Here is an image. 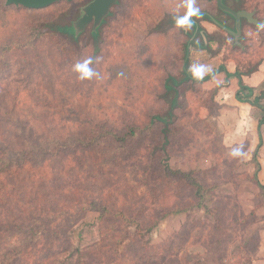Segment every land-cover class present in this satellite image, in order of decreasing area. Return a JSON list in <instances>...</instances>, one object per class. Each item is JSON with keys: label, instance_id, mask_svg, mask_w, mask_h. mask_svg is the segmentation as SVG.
<instances>
[{"label": "rangeland", "instance_id": "rangeland-1", "mask_svg": "<svg viewBox=\"0 0 264 264\" xmlns=\"http://www.w3.org/2000/svg\"><path fill=\"white\" fill-rule=\"evenodd\" d=\"M88 1L71 0L33 14L59 28L74 22ZM238 4L254 10L261 23L255 26L246 22L238 38H234L198 17L194 22L200 30L193 31V24L189 23L192 13L220 16L215 0H117L100 28L101 50L89 74L78 76L94 49L92 24L66 46L62 59L49 49L42 61L32 52L24 53L25 59L7 58V65L0 68L1 88L21 92L14 104L24 103L27 107L54 96L73 108L70 118L75 120L90 116L118 128L125 122L143 125L149 114L167 109L164 80L168 74L179 75L187 42V59L197 77L225 66L243 72V80L249 70L257 69L264 58V0H239ZM7 17L18 22V26L21 24L19 13L11 11L0 16L2 20ZM167 27L172 29L165 38L156 33ZM11 35L8 30H0V41ZM69 39L67 35H54L58 44ZM118 62L122 66L114 71ZM121 72L124 73L120 75ZM123 76H130L131 82ZM237 84L234 78L225 84L224 73L217 72L212 79L194 86L183 98L177 111L179 119L172 128L169 163L176 169L197 172L208 188L202 207L169 215L143 233H137L133 225L120 226L114 217L100 220L96 213L89 212L70 232L74 249L60 255L55 264L260 263L258 258H264V253L258 252L257 230L264 225L259 224L257 213L264 205L259 188L251 179V141L246 137L232 144L229 132L234 130L235 108L226 103V111L222 104V100L232 96ZM81 110L87 115L78 117ZM48 119L68 120L60 115H49ZM156 143L141 141L121 167H108L96 183L88 179L83 184L81 174L71 173L70 168L68 173L62 172L63 166L58 170L64 182L85 190L89 199L100 198L112 209L134 215L148 226L151 215L192 198L191 191L174 179L166 187L157 175L151 177L147 186L139 184L148 148ZM64 166L67 169L69 161L65 160ZM157 168L156 165L154 169ZM44 242L40 235L38 248Z\"/></svg>", "mask_w": 264, "mask_h": 264}, {"label": "trees", "instance_id": "trees-1", "mask_svg": "<svg viewBox=\"0 0 264 264\" xmlns=\"http://www.w3.org/2000/svg\"><path fill=\"white\" fill-rule=\"evenodd\" d=\"M68 2L60 0L43 8H26L0 0V16L13 11L19 13L22 19L18 26V22L12 21L11 17L5 20L0 18L1 32L8 30L13 33L9 39L0 41V68L7 65V58L14 56L25 59L31 52L38 61H42L47 49L51 53L54 52L56 58L62 59L66 46L76 41L82 32L75 35L73 22L58 28L33 13ZM203 15L211 19L208 14ZM104 23L103 20L95 30H91L94 49L89 63L78 72L80 78L89 74L95 67L97 54L101 50L100 28ZM171 29L172 27H167L162 33H156L165 38L164 35ZM195 30L200 29L193 25V31ZM55 34L67 35L70 41L58 44L54 40ZM17 36L23 38L18 39ZM188 47L187 42L182 58L184 64L179 75L168 74L164 80L167 109L162 113L149 114L143 125L125 122L118 128L90 116L75 120L70 118L73 108L54 96H51L50 100L32 103L29 107L24 103L14 104L15 98L19 97L21 92L6 91L0 84V264H55L60 255L68 254L74 249L70 232L89 212L96 213L100 220L114 217L120 226L133 225L137 233H143L144 230L150 231L156 227L169 215L188 213L192 209L202 207L208 188L197 176L196 171H183L170 165L169 146L172 128L179 119L177 111L181 109L186 93L194 86L212 79L217 72L224 73L225 84H228L231 78H237L236 100L248 103L261 111L257 126L259 142L251 154L250 161L254 164L251 179L259 188L258 195L263 198L261 205H264V184H261L257 177L260 168L257 156L262 144L259 132L260 126L264 124V106L260 104L259 99L264 93L255 96L256 89L242 82L243 72H231L225 66L205 76H195L187 59ZM120 66L121 62H118L113 70L116 71ZM251 72L252 70H249L247 73ZM123 77L127 78V81L131 80L130 76ZM133 87L136 88L135 85ZM137 91L131 95H135ZM8 96L10 98L4 100ZM84 114L85 111L81 110L77 116ZM49 115H60L68 120L54 122L48 119ZM147 140L157 143L148 148L139 184L147 186L151 177L157 175L165 187L174 179L190 190L192 196L187 203H175L161 209L156 216L151 215L148 226H144L134 215L112 209L100 198L89 199L85 190L78 186L70 187V182H64L59 173L58 169L63 166V173H68L70 168L71 173L81 174L83 184L88 183V179L96 183L108 167H121L122 161L134 154L140 142ZM65 160L69 161L67 169L64 166ZM156 165L158 168L154 169ZM40 235L44 237L45 242L38 248Z\"/></svg>", "mask_w": 264, "mask_h": 264}, {"label": "crops", "instance_id": "crops-1", "mask_svg": "<svg viewBox=\"0 0 264 264\" xmlns=\"http://www.w3.org/2000/svg\"><path fill=\"white\" fill-rule=\"evenodd\" d=\"M229 69V68H228ZM230 70V69H229ZM232 72V70H230ZM234 78V77H233ZM237 82L238 79L234 78ZM242 80V79H241ZM242 82L249 86L255 88V96L260 95L259 91H264V58L259 62L257 69H254L250 74L244 75ZM238 90V84L234 87L232 91V96H227L224 100H222L223 107L227 105L226 103H230L232 107L235 108L234 112V130L233 133L229 132L230 140L233 143H240L246 137H249L250 142V151H254L255 147L259 142V136L257 133L258 120L261 117V111L257 107H253L248 103L239 102L235 98V93ZM259 92V93H258ZM261 105L264 106V97L260 99ZM225 104V105H224ZM227 108L228 105L226 106ZM226 107L223 110H226ZM231 113V112H230ZM229 113V114H230ZM260 136L262 139L261 147L258 151L257 161L259 162L260 168L257 172L258 180L261 184H264V124L260 126ZM258 222L261 225H264V207L258 210ZM259 234V254L264 253V228L258 229ZM260 263L264 264V258H258ZM256 263V262H255Z\"/></svg>", "mask_w": 264, "mask_h": 264}, {"label": "water", "instance_id": "water-1", "mask_svg": "<svg viewBox=\"0 0 264 264\" xmlns=\"http://www.w3.org/2000/svg\"><path fill=\"white\" fill-rule=\"evenodd\" d=\"M60 0H5L6 4L15 6H23L26 8H43ZM71 1V0H67ZM117 0H92L81 8V15L72 23L75 35L80 34L85 28L92 24V29L95 30L102 21L109 15L111 7L116 4ZM218 8L231 14L235 18L236 33L227 30L230 34L237 36L240 33V18L246 17L248 21H254L251 18L252 14L246 11L235 12L231 8L222 3V0H217Z\"/></svg>", "mask_w": 264, "mask_h": 264}, {"label": "flooded vegetation", "instance_id": "flooded-vegetation-1", "mask_svg": "<svg viewBox=\"0 0 264 264\" xmlns=\"http://www.w3.org/2000/svg\"><path fill=\"white\" fill-rule=\"evenodd\" d=\"M90 1H92V0H89L88 3H89ZM238 1H239V0H222V3H223L224 5H226L227 7L231 8L232 10H234L235 12H238V11H246V12L251 13V14H252L251 18H252L253 20L259 22V23L257 24V23H255L254 21H248V18H246V17H241V18H240V33H241V29L243 28V26H244V24H245L246 22H247V23L254 24L255 26H256V25H260L261 21L258 20V19L255 17V11L243 7L242 4L238 5ZM215 2H216V8H217L218 11L220 12V16H218V17H217V16H216V17H212V16H210V15L208 14V15L211 17V19H209V18L207 19V18H205L204 15H203V14H205L206 12H194V13H192V15H191V19L189 20V23L195 25V27H197V29H200L198 23H195V22H194V19L198 17V19H199V18L202 19V20L204 19V20L208 21L209 23L214 24L215 26H217V27H219V28H221V29H223V30L228 29V30H230V31H232V32H234V33H236L235 18H234L231 14H229V13H227V12H225V11L220 10V9L218 8V5H217V0H215ZM195 14H196V16H195ZM227 21H231L233 26H231ZM223 27H224L225 29H224ZM197 31L199 32V30H197ZM225 31H227V30H225ZM227 32H228V31H227ZM228 33H229V32H228ZM240 33H239V35H240ZM239 35L234 36V35L231 34V36H233L234 38H238Z\"/></svg>", "mask_w": 264, "mask_h": 264}]
</instances>
